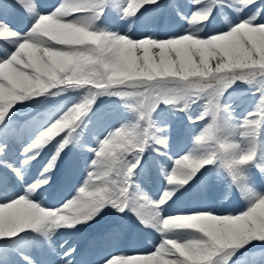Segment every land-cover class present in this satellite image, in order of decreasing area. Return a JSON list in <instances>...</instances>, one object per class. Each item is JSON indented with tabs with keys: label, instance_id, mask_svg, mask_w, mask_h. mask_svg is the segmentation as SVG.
Returning a JSON list of instances; mask_svg holds the SVG:
<instances>
[{
	"label": "snow or ice",
	"instance_id": "obj_1",
	"mask_svg": "<svg viewBox=\"0 0 264 264\" xmlns=\"http://www.w3.org/2000/svg\"><path fill=\"white\" fill-rule=\"evenodd\" d=\"M0 264H264V0H0Z\"/></svg>",
	"mask_w": 264,
	"mask_h": 264
},
{
	"label": "bare ground",
	"instance_id": "obj_2",
	"mask_svg": "<svg viewBox=\"0 0 264 264\" xmlns=\"http://www.w3.org/2000/svg\"><path fill=\"white\" fill-rule=\"evenodd\" d=\"M103 227V222L100 225H97L95 228L88 230L87 232H84L82 234H80L79 236L75 237V239H77L80 243L81 246H83L84 244H86V237L87 236H93L95 233H97L99 230H101ZM91 240V239H90ZM90 243V242H89ZM89 243L87 245H85L84 249H85V256L83 257V259L86 260H93L95 259V253L92 251H88L86 246L89 245ZM80 259V258H78Z\"/></svg>",
	"mask_w": 264,
	"mask_h": 264
},
{
	"label": "rangeland",
	"instance_id": "obj_3",
	"mask_svg": "<svg viewBox=\"0 0 264 264\" xmlns=\"http://www.w3.org/2000/svg\"><path fill=\"white\" fill-rule=\"evenodd\" d=\"M217 207H223V205L220 201H217ZM228 207H232V206H228Z\"/></svg>",
	"mask_w": 264,
	"mask_h": 264
}]
</instances>
